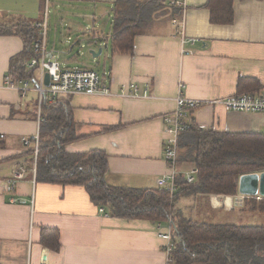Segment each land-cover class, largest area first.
<instances>
[{
  "label": "crops",
  "instance_id": "obj_1",
  "mask_svg": "<svg viewBox=\"0 0 264 264\" xmlns=\"http://www.w3.org/2000/svg\"><path fill=\"white\" fill-rule=\"evenodd\" d=\"M225 1L21 0V9L8 8L14 15L7 14V23L5 13H1L0 264H180L175 257L167 263L166 241L157 228L158 224L162 231L171 228L174 237L172 215L163 222L114 215L110 205L95 201L84 184L47 181L43 176L52 170L42 165L38 169L37 160L34 172L31 151L34 148L35 153V147L26 145L24 139L37 134L39 144L48 139L47 117L53 109L64 108L69 127L62 134V127L57 128L56 146L59 152L72 154L47 155L45 161L56 158L58 169L66 157L99 150L107 157L104 182L108 186L167 189L158 179L170 173L165 158L169 134L164 116L176 109L175 98L182 95L214 100L264 91V0H230L233 20L213 22V5L220 9ZM3 3L5 0H0V11ZM52 4L63 12L62 19L68 22L65 28L84 37L82 46L89 50L103 47V58L95 62L101 71L94 69L102 83L113 91L137 87L141 97L72 94L52 101L44 98L47 104L44 107L42 103L40 109L37 91L24 94L7 86L8 78L16 85L28 80L23 76L31 68V48L41 38L44 25L49 58L70 67L71 47L57 49V34L54 49L49 48ZM79 18L92 24L79 22ZM125 18L133 19L138 28L133 48L127 53L114 52L115 21ZM63 40L73 45L65 36ZM81 54L83 58L87 55L84 51ZM38 80L39 75L28 81L35 85ZM187 119L192 130L178 136L175 192L180 190L181 177L188 182L187 174L197 169L181 161L182 154L189 151L193 130L264 135L262 114L228 111L218 104L189 110ZM70 136L72 140L62 141ZM20 165L26 166L27 172L9 191L8 179ZM196 194H183L172 210L190 219L179 202ZM242 195L239 190L235 195L200 192L194 216L202 219L194 221L233 224L218 221L237 210L252 212L245 209L244 202L254 197L246 195L241 202ZM45 229L58 231V248L42 242Z\"/></svg>",
  "mask_w": 264,
  "mask_h": 264
},
{
  "label": "trees",
  "instance_id": "obj_2",
  "mask_svg": "<svg viewBox=\"0 0 264 264\" xmlns=\"http://www.w3.org/2000/svg\"><path fill=\"white\" fill-rule=\"evenodd\" d=\"M213 6L211 16L213 22L230 23L233 20L230 0L225 1L223 8ZM137 32L138 28L133 19L115 21L114 52H130ZM31 49L33 58L38 56L34 46ZM38 75L39 66H35L27 68L23 77L33 82ZM58 127H62L61 134L69 127L64 108L53 109L47 117L45 128L51 134L39 144L38 169L42 165L52 170L49 175L43 176L47 181L84 184L95 201L110 205L114 215L160 222L166 221L172 215L176 239L173 254L177 263L264 264V226L199 222L187 219L172 210L183 194L198 192L237 194L241 175L264 171V135L193 130L194 138L188 145L189 151L182 154L181 161L194 164L198 169L196 180L188 183L182 176L180 190L171 195L165 188L141 190L108 186L104 182L107 157L99 150L66 157L65 162L57 169L56 158L55 161L53 159L45 161L47 155L64 154L65 157V154H72L64 150L59 152L56 146L59 137L56 135ZM69 139L72 140L73 137L62 141L67 142ZM31 152L35 154L34 148ZM239 156L243 157L240 159ZM72 158H76L75 163L72 162ZM244 204L245 209L264 213V200L250 198L246 199ZM42 242L58 248L60 244L58 231L45 229Z\"/></svg>",
  "mask_w": 264,
  "mask_h": 264
},
{
  "label": "built area",
  "instance_id": "obj_3",
  "mask_svg": "<svg viewBox=\"0 0 264 264\" xmlns=\"http://www.w3.org/2000/svg\"><path fill=\"white\" fill-rule=\"evenodd\" d=\"M35 51L38 56L33 58L29 67L39 66V80L35 85H31L28 80L22 81V85H16L7 79V86L10 88H16L22 91L24 94L29 90H35L39 93V107L44 101V98H48L52 101L60 96H68L72 94H88V95H119L128 97H141L137 91V87H124L120 91H113L106 84L102 83L101 76L94 69L82 68V67H64L60 62L52 60L48 56L46 46V25H44L41 38L35 44ZM50 76V84L46 85V74ZM181 87L184 84L180 85ZM147 97V94H144ZM176 109L173 113L166 114L164 120L166 122V131L169 134L167 139V146L165 149V158L170 167V173L162 176L158 179V183L161 186L167 187L170 194L175 192V179L178 166V136L181 132L191 129L192 124L187 119L188 111L192 110L202 104L222 105L228 111H238L246 113H260L264 119V91L261 93H241L234 94L227 98L202 100L198 98H190L179 95L175 98ZM26 145H34V172L37 167V158L39 150V134L35 135L33 139L25 138ZM27 172V168L24 165L17 167L12 176L8 179V190L15 189L17 183L24 177ZM198 170L191 169L187 174L186 179L188 182H194L196 180ZM246 195H242L240 201L242 202ZM257 200L264 199V196L258 194L253 196ZM161 224H158L157 228L160 230V236L165 239V252L167 254V263L173 261L174 250L176 248V241L173 237L171 228L166 231H162ZM42 264H47L44 261Z\"/></svg>",
  "mask_w": 264,
  "mask_h": 264
},
{
  "label": "rangeland",
  "instance_id": "obj_4",
  "mask_svg": "<svg viewBox=\"0 0 264 264\" xmlns=\"http://www.w3.org/2000/svg\"><path fill=\"white\" fill-rule=\"evenodd\" d=\"M3 10L0 11V15L1 13H5L3 19L4 22H8L9 19L7 17V14H11L10 16L14 15L13 12L10 13L8 10L13 8L16 10L21 9L22 4H21V0H5V3L2 4ZM19 15V14H18ZM7 17V18H6ZM62 17H64L63 12H60L59 9L57 8L56 5L52 4L50 5V11H49V26H50V37H49V48L52 51L53 45L56 43L54 42L55 39V35H58V39H57V49H59L60 47H63V45L65 46V48L67 47H71V57L69 58L70 61L69 62V66L70 67H84V68H93L97 71H101V67L96 65L95 62L102 59L103 58V54L100 58L94 59L90 53L88 52L89 49H87L86 46H82V43L85 41L84 37L82 35L79 34V32H74V31H69L65 28V25L68 27V22L67 20L63 21ZM79 22H85L86 25H91L92 22L88 19H84V18H79L78 19ZM91 27V26H90ZM64 36L66 37L67 41L71 44H73L72 46H70L69 44L65 43ZM75 36V37H74ZM70 37H73V40L70 39ZM82 38L81 41L79 42L78 39ZM62 41H64V43H62ZM86 52V56L83 58V54H81L82 52ZM62 61V59H61ZM64 62V63H67ZM67 65V64H66ZM243 156H239V158L241 159ZM245 158V157H244ZM205 193V192H202ZM198 194H200V192H198L194 197H187L181 198L182 202L180 203V209L181 211L184 213L186 210H188L189 212V217L192 220H201L202 218H195L196 216H194L197 213V209H199L198 206V202L199 200L197 199L196 196H198ZM198 200V202L195 201ZM183 203V204H182ZM218 223H233V224H238V225H259V226H264V213L261 212H251V213H247L245 211H234L233 213H228L226 215H224V217L218 221Z\"/></svg>",
  "mask_w": 264,
  "mask_h": 264
},
{
  "label": "water",
  "instance_id": "obj_5",
  "mask_svg": "<svg viewBox=\"0 0 264 264\" xmlns=\"http://www.w3.org/2000/svg\"><path fill=\"white\" fill-rule=\"evenodd\" d=\"M94 59L100 57L103 52V47H99L98 50L92 48L88 50ZM45 84H50V76L46 74ZM239 192L244 195H263L264 196V171L243 174L239 178Z\"/></svg>",
  "mask_w": 264,
  "mask_h": 264
},
{
  "label": "bare ground",
  "instance_id": "obj_6",
  "mask_svg": "<svg viewBox=\"0 0 264 264\" xmlns=\"http://www.w3.org/2000/svg\"><path fill=\"white\" fill-rule=\"evenodd\" d=\"M191 183V182H190ZM238 196V195H237ZM251 197V196H250ZM245 199V198H244Z\"/></svg>",
  "mask_w": 264,
  "mask_h": 264
}]
</instances>
